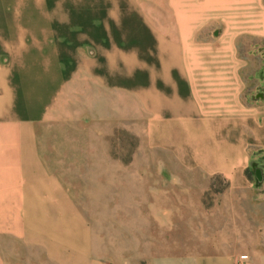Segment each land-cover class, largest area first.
Returning <instances> with one entry per match:
<instances>
[{"label": "crops", "instance_id": "obj_1", "mask_svg": "<svg viewBox=\"0 0 264 264\" xmlns=\"http://www.w3.org/2000/svg\"><path fill=\"white\" fill-rule=\"evenodd\" d=\"M98 122L138 140L116 165L121 198L143 168L147 257L76 256L69 187L96 165L76 135ZM16 241L60 264H264V0H0V245Z\"/></svg>", "mask_w": 264, "mask_h": 264}, {"label": "rangeland", "instance_id": "obj_2", "mask_svg": "<svg viewBox=\"0 0 264 264\" xmlns=\"http://www.w3.org/2000/svg\"><path fill=\"white\" fill-rule=\"evenodd\" d=\"M82 126L88 124L83 123ZM113 128L104 122H98L90 129L87 127L83 136L76 135L77 142L91 143L95 145L96 150V165L82 168L85 177H81V182L70 184L69 187L76 192V206H81L80 213L76 214V256L108 255L118 260L122 257H147L146 253L158 249L154 248L151 242L162 232L153 230L152 227L155 222L152 200L136 197L138 186H141L136 176L142 174L143 168H128V189L135 197L121 198L120 175L126 173L127 169L116 165V160L130 161L138 157V140L135 135L127 133L124 129ZM108 129H113L112 134L106 133ZM142 156L148 157L147 154ZM109 158L112 159V165L109 164ZM103 162L106 165H102ZM111 175L112 182H106ZM216 185V189L225 186L219 180H216ZM145 190L147 194V185ZM209 196L211 197V193L206 200H211ZM48 219L49 223L54 225L53 232L59 235L61 225L58 220L55 221L56 216L49 215ZM181 233L177 232L178 235ZM184 249L186 248L178 247L180 251ZM34 256L40 258L36 259ZM0 264L60 263L41 256L40 249L25 247L23 243L16 241L14 245H0Z\"/></svg>", "mask_w": 264, "mask_h": 264}, {"label": "built area", "instance_id": "obj_3", "mask_svg": "<svg viewBox=\"0 0 264 264\" xmlns=\"http://www.w3.org/2000/svg\"><path fill=\"white\" fill-rule=\"evenodd\" d=\"M248 259H249L248 255H242V256H240L237 264H246Z\"/></svg>", "mask_w": 264, "mask_h": 264}, {"label": "trees", "instance_id": "obj_4", "mask_svg": "<svg viewBox=\"0 0 264 264\" xmlns=\"http://www.w3.org/2000/svg\"><path fill=\"white\" fill-rule=\"evenodd\" d=\"M248 174H251V171L250 170H248Z\"/></svg>", "mask_w": 264, "mask_h": 264}, {"label": "water", "instance_id": "obj_5", "mask_svg": "<svg viewBox=\"0 0 264 264\" xmlns=\"http://www.w3.org/2000/svg\"><path fill=\"white\" fill-rule=\"evenodd\" d=\"M259 96H263V94H262V93H260V94H259Z\"/></svg>", "mask_w": 264, "mask_h": 264}]
</instances>
